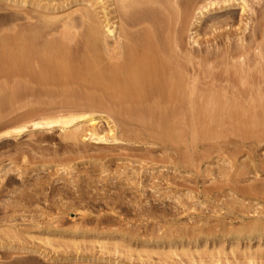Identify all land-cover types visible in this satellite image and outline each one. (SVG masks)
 <instances>
[{"label":"rangeland","instance_id":"obj_1","mask_svg":"<svg viewBox=\"0 0 264 264\" xmlns=\"http://www.w3.org/2000/svg\"><path fill=\"white\" fill-rule=\"evenodd\" d=\"M222 1H169L178 15L167 48L192 108L171 103L166 126L158 109L150 120L126 113L147 103L98 106L83 98L90 86L39 79L40 58L0 68V132L29 127L0 140V264H236L227 241L211 256V232L264 212V0H244V10ZM118 2L0 0V38L35 31L38 47L62 42L77 61L89 25H100L104 48L115 45L103 25ZM81 112L118 140L87 139V125L74 139L30 127Z\"/></svg>","mask_w":264,"mask_h":264},{"label":"bare ground","instance_id":"obj_2","mask_svg":"<svg viewBox=\"0 0 264 264\" xmlns=\"http://www.w3.org/2000/svg\"><path fill=\"white\" fill-rule=\"evenodd\" d=\"M169 1L119 0L118 8L113 11L114 16L106 17L103 25L105 37L115 35V45L111 49L104 48L100 39V25H89L86 32L89 53L80 56L77 61L65 51L62 42L51 41L38 47L35 31L24 30L13 36H4L0 38V68L16 65L29 67L32 58H40L45 73L38 76L39 79L45 77L55 82L70 79L90 86L94 93H87L83 98L98 106H102L105 100L114 106L147 103L145 109L127 108L126 113L137 119L150 120L152 109H158L161 113L160 124L166 126L169 118L165 110L171 103L182 101L184 107L192 108L190 84L187 82L186 90L185 81L174 68L167 48L164 29L170 15H178V9ZM215 5L216 2H210L202 6L197 22ZM235 5L245 9L244 0H223L218 8ZM103 9L106 10L105 7ZM86 18L91 20L88 14ZM107 55L113 59L104 63ZM100 117L93 112L60 114L32 121L30 127L48 131L58 127L61 131H69V137L74 139L78 136L77 131L87 125L86 134L83 135L87 139L99 142L118 140L113 126H109L107 133L100 129ZM28 128L25 124L7 128L0 132V140L19 137ZM27 195L34 197L30 193ZM253 217L252 222L241 227L220 233L211 232V256H215L214 251H224V242L227 241L226 248L231 250L236 264H264V212L258 211ZM3 245L0 243V246Z\"/></svg>","mask_w":264,"mask_h":264}]
</instances>
